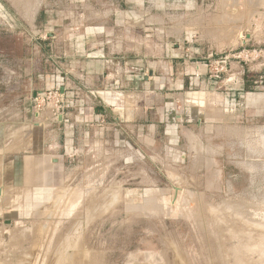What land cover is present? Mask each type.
<instances>
[{
	"label": "rangeland",
	"instance_id": "rangeland-1",
	"mask_svg": "<svg viewBox=\"0 0 264 264\" xmlns=\"http://www.w3.org/2000/svg\"><path fill=\"white\" fill-rule=\"evenodd\" d=\"M64 6L63 16L83 17L72 29L11 24L0 10V264H264V0ZM97 23L112 55L139 54L111 63L101 91H124L131 113L145 98L169 103L182 119L177 151L140 154L112 130L67 158L60 138L48 151L51 91L67 85L75 114L86 90L97 93L69 87L84 79L62 67L65 57L42 54L51 35ZM227 56L231 67L211 78ZM127 74L137 88L120 86Z\"/></svg>",
	"mask_w": 264,
	"mask_h": 264
},
{
	"label": "crops",
	"instance_id": "crops-1",
	"mask_svg": "<svg viewBox=\"0 0 264 264\" xmlns=\"http://www.w3.org/2000/svg\"><path fill=\"white\" fill-rule=\"evenodd\" d=\"M64 1L0 0V10L8 14L11 24H64L67 26L66 29H70V27L72 29V26L82 22L83 17L74 15L72 11H67L69 15L63 16ZM69 1V8L72 9L73 6L77 8V3L83 0ZM103 35V26H99L98 23L96 27H88L87 31L83 34L71 32L63 36L59 34L51 35L53 40L49 42L50 47L42 55H45L49 61L53 57H60L62 59L65 57L61 63L62 67L67 72L76 73L77 77L82 80L84 79V82L76 79L69 81V87H71L72 82L80 86V89L85 85L93 84L91 87L96 90L95 94H97L93 97L91 94H88V92L92 93V91L86 90L85 93L82 92L83 97L81 100H83L84 104L81 105L80 113H73L71 111L73 107L70 106L64 109L65 118L63 120H52L53 123L49 122L45 126L48 136L54 137L55 140L49 146L48 151L52 149L56 151L57 148L61 147L60 142L63 141V149H60L64 152L63 156L65 155L67 158V155H70V153L78 151V143H80V147H82L81 143L84 141L85 144L90 143L92 140L98 143H106L104 136L106 130H112L116 139H123L124 146L131 149L137 148L140 154L143 149L146 152L148 150L150 154L159 153L162 152V147L166 148V150L177 151V132L181 127L182 119H180L179 114L177 115L174 110L169 108V103L165 104L166 106H153L150 99L145 98L146 100L143 104L139 103V106H136L138 105L136 100L141 98L134 97H138L140 94L135 91L128 92L126 93L128 94L127 96H131V99L136 102L134 103L135 108L131 113L128 112L130 107L124 103V99L122 98L124 91H108L107 89L101 91L100 88L108 87L111 83L110 77L105 76V69H109L111 63L112 65L118 63L128 65L129 60L127 58L139 56V54L112 55L104 47L105 40ZM114 59H119V61H115ZM54 65L57 66V64ZM192 74L193 76H190L191 79H197V77L201 79V74L196 72H192ZM53 81L52 87L54 88L56 87L55 78ZM114 82L118 85L119 80H115ZM141 83L143 82H140L138 86H141ZM120 86L137 88L135 79L128 74L122 78V85ZM63 88L64 90L66 89L65 91L69 94V98L74 96L73 92L67 91V85H64ZM98 89L100 91H97ZM101 92L111 99L115 97V101H107L104 98L105 96L101 95ZM118 93H122V95H117ZM147 93L148 91L144 92L143 95L146 97ZM74 101L78 100L72 98L73 104ZM49 117L52 119L51 116ZM99 137L102 139L98 141ZM56 138H60V142L56 141ZM160 138H165L166 141L160 143L157 141ZM63 156L60 152L54 153L51 159L54 164H59L61 159L64 158Z\"/></svg>",
	"mask_w": 264,
	"mask_h": 264
},
{
	"label": "built area",
	"instance_id": "built-area-1",
	"mask_svg": "<svg viewBox=\"0 0 264 264\" xmlns=\"http://www.w3.org/2000/svg\"><path fill=\"white\" fill-rule=\"evenodd\" d=\"M214 62L216 63L217 68L214 71L211 70V74H210L211 78H220L221 73L224 72L225 70H228V68L231 67V62L229 61L228 56L225 59H223V58L216 59L215 58ZM196 63H200V62H196ZM205 65H207V64H204V66ZM119 68H121V67L117 66V69H119ZM42 94H43V92H40V93H37L35 96H36V98H38ZM50 94H51V96H54L55 102H56V105L54 107L53 114H52V120L58 121L60 119V116H62L64 119L65 118L64 109L69 108L72 105V103H73L72 98L73 97L69 98V94L66 93L64 88H63V90H61V86H59L54 93H53V91H51ZM60 102H61V104H58Z\"/></svg>",
	"mask_w": 264,
	"mask_h": 264
},
{
	"label": "water",
	"instance_id": "water-1",
	"mask_svg": "<svg viewBox=\"0 0 264 264\" xmlns=\"http://www.w3.org/2000/svg\"><path fill=\"white\" fill-rule=\"evenodd\" d=\"M215 86H212V88H214ZM62 90H63V87L61 88ZM37 94V92H35V95ZM60 119L62 120L63 119V117L62 116H60ZM0 194H1V188H0Z\"/></svg>",
	"mask_w": 264,
	"mask_h": 264
},
{
	"label": "bare ground",
	"instance_id": "bare-ground-1",
	"mask_svg": "<svg viewBox=\"0 0 264 264\" xmlns=\"http://www.w3.org/2000/svg\"><path fill=\"white\" fill-rule=\"evenodd\" d=\"M191 137V136H190ZM193 138V137H192ZM262 246V251H263V249H264V245H261ZM248 248V247H247ZM247 248H245L246 250H247ZM259 248H261V247H259ZM263 261V260H262ZM261 263H263V262H261Z\"/></svg>",
	"mask_w": 264,
	"mask_h": 264
}]
</instances>
